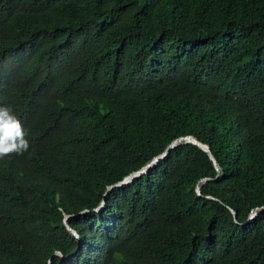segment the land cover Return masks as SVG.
<instances>
[{
  "label": "trees",
  "instance_id": "1",
  "mask_svg": "<svg viewBox=\"0 0 264 264\" xmlns=\"http://www.w3.org/2000/svg\"><path fill=\"white\" fill-rule=\"evenodd\" d=\"M6 59L8 106L34 99L21 122L52 145L0 182V264H62L66 215L88 264H264V0H0ZM221 100L259 140L194 121ZM188 134L219 170L180 146L109 192Z\"/></svg>",
  "mask_w": 264,
  "mask_h": 264
},
{
  "label": "clouds",
  "instance_id": "2",
  "mask_svg": "<svg viewBox=\"0 0 264 264\" xmlns=\"http://www.w3.org/2000/svg\"><path fill=\"white\" fill-rule=\"evenodd\" d=\"M9 62L10 61H8L7 59L0 62V182L2 181V178L4 175L6 174L10 175L11 170L16 169L22 163V155L28 152L30 148L29 141L35 142L43 149H48L52 145V143L50 142L51 135L49 131L45 133L43 131V128H35L33 130H31L30 128V130L26 131L23 123L21 122L27 119L29 116L32 117V115L28 113L27 108L34 107L36 105V102L34 99H27L23 104L19 106L16 114L14 112V109L11 106H8L9 88L13 87L14 85V83H12V81L9 79L7 75V69H10L11 67H13L9 64ZM210 93L213 94L211 91ZM49 100L54 101V97L50 98ZM221 101H223L227 105L226 109H221L218 106L206 105L208 108H213L217 110L220 115L216 113H212L211 116L209 117H205V118L196 117L194 121L198 123L200 126H204L211 122L221 120V116L225 114L226 117H225V120L223 121L224 122L223 129H225V131L229 132L231 129H235L236 127H241L243 131L246 132L247 128L250 127L251 131L249 133V137H251V139L259 140V133L262 131L263 128L258 129L257 127H261L262 125H259L261 123L258 120L254 123L253 126L244 123L241 119H239V113L231 102L226 101V100H221ZM180 119H183V117L180 116ZM45 128L47 127H44V129ZM188 129H189L188 133H190L192 130H195L193 128H188ZM195 142H199L200 144L209 147L208 145L201 143L193 134H188L184 137H179L178 139H176L168 147L167 151L159 157H161L163 160L164 158L167 157V155L169 154L171 150L177 147H180V146H186V145L197 146ZM44 157L45 155L41 154L42 160H44ZM159 157H156L155 159ZM139 171H136L130 174L129 176L125 177L123 181H121L117 185L111 186L109 188V192H111L113 188L125 187V186H129L133 184L137 178L141 177V175L135 178L133 177ZM131 177L132 179L130 180ZM208 180L209 179H207V181ZM8 192H11V191H5L4 193H8ZM105 205L106 203L105 201H103L98 207H96L93 210L94 214L101 215L100 216L101 220L104 217L103 211L105 210V207H106ZM90 213L91 212L89 211H83L77 214L76 216H83V215H87ZM71 216L72 215H66L64 222L67 225L70 234L75 239V241H73L74 245L71 246V249H69L68 252L66 253L63 252L62 254L57 253L56 256L61 257L62 264H88L86 257H85V251H84V248H85L84 238L85 239L90 238L91 236H88L86 234L85 237H82L79 232L70 228L68 225V221L71 218ZM101 226L102 224L100 222L95 223L96 233L98 232V230H100ZM87 233H89V230H87Z\"/></svg>",
  "mask_w": 264,
  "mask_h": 264
},
{
  "label": "water",
  "instance_id": "3",
  "mask_svg": "<svg viewBox=\"0 0 264 264\" xmlns=\"http://www.w3.org/2000/svg\"><path fill=\"white\" fill-rule=\"evenodd\" d=\"M195 144H196L197 146H199L201 149H203L205 152L210 153L212 161L214 162L216 168L219 170V166H218L216 160L214 159V157H213L212 154H211V149H210L209 147H207V146H204V145L200 144L199 142H195ZM161 160H162L161 157H159V158H157V159H154L150 164H148V165H147L146 167H144L141 171H139L138 173H136L133 177L135 178V177H137V176H140V175L142 176L143 174L148 173L149 170H151L152 168H155V167L159 164V162H160ZM205 181H207V180H205ZM197 193H198L199 195H201V189H200V188L197 189ZM235 216H236V214H235Z\"/></svg>",
  "mask_w": 264,
  "mask_h": 264
},
{
  "label": "rangeland",
  "instance_id": "4",
  "mask_svg": "<svg viewBox=\"0 0 264 264\" xmlns=\"http://www.w3.org/2000/svg\"><path fill=\"white\" fill-rule=\"evenodd\" d=\"M257 214H258V211L257 210L253 211L252 214H251V216H250L249 221L250 220H253L257 216Z\"/></svg>",
  "mask_w": 264,
  "mask_h": 264
},
{
  "label": "bare ground",
  "instance_id": "5",
  "mask_svg": "<svg viewBox=\"0 0 264 264\" xmlns=\"http://www.w3.org/2000/svg\"><path fill=\"white\" fill-rule=\"evenodd\" d=\"M131 179H132V177L130 178V180H131ZM130 180H129V181H130Z\"/></svg>",
  "mask_w": 264,
  "mask_h": 264
}]
</instances>
